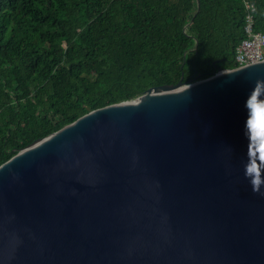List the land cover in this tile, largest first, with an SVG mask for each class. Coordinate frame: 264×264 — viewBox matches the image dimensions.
<instances>
[{"label": "water", "instance_id": "1", "mask_svg": "<svg viewBox=\"0 0 264 264\" xmlns=\"http://www.w3.org/2000/svg\"><path fill=\"white\" fill-rule=\"evenodd\" d=\"M182 79L0 165V264H264V61Z\"/></svg>", "mask_w": 264, "mask_h": 264}, {"label": "trees", "instance_id": "2", "mask_svg": "<svg viewBox=\"0 0 264 264\" xmlns=\"http://www.w3.org/2000/svg\"><path fill=\"white\" fill-rule=\"evenodd\" d=\"M246 2L264 34V0H199L198 12L197 0H0V165L181 73L237 68Z\"/></svg>", "mask_w": 264, "mask_h": 264}, {"label": "built area", "instance_id": "3", "mask_svg": "<svg viewBox=\"0 0 264 264\" xmlns=\"http://www.w3.org/2000/svg\"><path fill=\"white\" fill-rule=\"evenodd\" d=\"M247 15L245 18L244 33L245 39L235 49V63L237 67L264 61V34L253 31V13L255 6L253 3H245Z\"/></svg>", "mask_w": 264, "mask_h": 264}, {"label": "rangeland", "instance_id": "4", "mask_svg": "<svg viewBox=\"0 0 264 264\" xmlns=\"http://www.w3.org/2000/svg\"><path fill=\"white\" fill-rule=\"evenodd\" d=\"M263 51H264V49H263Z\"/></svg>", "mask_w": 264, "mask_h": 264}]
</instances>
